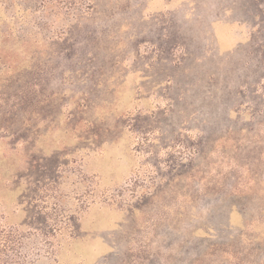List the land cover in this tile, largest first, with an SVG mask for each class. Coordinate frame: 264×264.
<instances>
[{
	"label": "rangeland",
	"instance_id": "374dc122",
	"mask_svg": "<svg viewBox=\"0 0 264 264\" xmlns=\"http://www.w3.org/2000/svg\"><path fill=\"white\" fill-rule=\"evenodd\" d=\"M77 2L0 74V231L31 264H264V0Z\"/></svg>",
	"mask_w": 264,
	"mask_h": 264
},
{
	"label": "trees",
	"instance_id": "16d2710c",
	"mask_svg": "<svg viewBox=\"0 0 264 264\" xmlns=\"http://www.w3.org/2000/svg\"><path fill=\"white\" fill-rule=\"evenodd\" d=\"M77 1L79 0H0V74L14 68L21 69L23 68L22 64L28 61L29 52L25 51V48L29 47L27 38L33 34H20L21 31H24L21 26L25 25L27 20L35 19L41 23L42 20H49L52 16L60 17L64 12L69 14L72 12L74 16H79L82 8ZM34 28H39V26L35 25ZM31 39L28 41L29 43ZM12 41L15 42L11 46L12 52L25 53L26 56L25 59L18 60V64L13 61L1 62V58ZM51 232L54 233L51 234L53 237L51 245L54 250L58 241L55 236L58 230L53 229ZM24 241L22 236L15 231L1 230L0 264H31L27 262V258L29 260L32 256L23 252ZM39 256V252L34 253V258Z\"/></svg>",
	"mask_w": 264,
	"mask_h": 264
}]
</instances>
